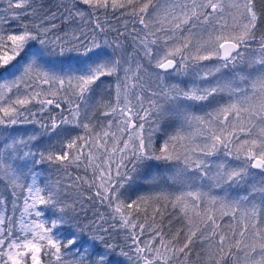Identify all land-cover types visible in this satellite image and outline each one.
Returning <instances> with one entry per match:
<instances>
[{"label":"snow or ice","instance_id":"1","mask_svg":"<svg viewBox=\"0 0 264 264\" xmlns=\"http://www.w3.org/2000/svg\"><path fill=\"white\" fill-rule=\"evenodd\" d=\"M0 264H264V0H0Z\"/></svg>","mask_w":264,"mask_h":264},{"label":"rangeland","instance_id":"2","mask_svg":"<svg viewBox=\"0 0 264 264\" xmlns=\"http://www.w3.org/2000/svg\"><path fill=\"white\" fill-rule=\"evenodd\" d=\"M238 194L242 195L243 193H238Z\"/></svg>","mask_w":264,"mask_h":264}]
</instances>
